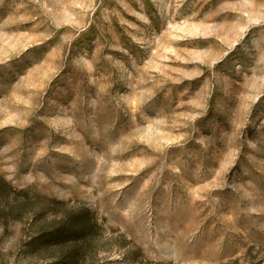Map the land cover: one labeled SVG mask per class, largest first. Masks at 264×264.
Listing matches in <instances>:
<instances>
[{
    "label": "rangeland",
    "instance_id": "374dc122",
    "mask_svg": "<svg viewBox=\"0 0 264 264\" xmlns=\"http://www.w3.org/2000/svg\"><path fill=\"white\" fill-rule=\"evenodd\" d=\"M0 177V264H264V0H0Z\"/></svg>",
    "mask_w": 264,
    "mask_h": 264
},
{
    "label": "trees",
    "instance_id": "16d2710c",
    "mask_svg": "<svg viewBox=\"0 0 264 264\" xmlns=\"http://www.w3.org/2000/svg\"><path fill=\"white\" fill-rule=\"evenodd\" d=\"M12 188L4 177H0V190L4 189L9 193ZM83 213L88 216L89 211L84 210ZM69 216L66 223L42 229L37 239V245L45 249L60 246L59 260L54 264H84L85 253L93 242L92 233L95 226L91 224V220L87 218L88 221L86 219L79 221Z\"/></svg>",
    "mask_w": 264,
    "mask_h": 264
}]
</instances>
